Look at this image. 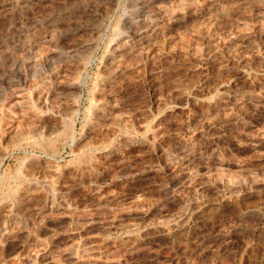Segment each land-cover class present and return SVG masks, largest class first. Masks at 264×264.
I'll return each instance as SVG.
<instances>
[{
    "label": "rangeland",
    "instance_id": "obj_1",
    "mask_svg": "<svg viewBox=\"0 0 264 264\" xmlns=\"http://www.w3.org/2000/svg\"><path fill=\"white\" fill-rule=\"evenodd\" d=\"M135 1L0 0V264H264V0Z\"/></svg>",
    "mask_w": 264,
    "mask_h": 264
},
{
    "label": "bare ground",
    "instance_id": "obj_2",
    "mask_svg": "<svg viewBox=\"0 0 264 264\" xmlns=\"http://www.w3.org/2000/svg\"><path fill=\"white\" fill-rule=\"evenodd\" d=\"M130 1V0H129ZM144 1H146V0H144ZM236 1H238V3H240V2H242V1H253V0H236ZM132 2V1H131ZM150 2V1H149ZM145 2H143V0H136L135 1V4H133V9H132V13L131 14H129L125 19H124V25H128L129 24V27L130 28H128V30H127V32H126V35H130V34H132L131 32H132V30H131V26H136V24L138 25V23H140V22H145L146 21V19H144V16H145V8H146V6L145 5H147V4H144ZM147 3H148V1H147ZM151 3V2H150ZM243 3V2H242ZM32 4V3H31ZM132 4V3H131ZM64 10V9H63ZM181 14V13H180ZM162 15H163V13H162ZM157 16L156 18H154L150 23L153 25V26H158V28H162V26H165L164 25V23H165V20H167V19H165V15H163V16ZM172 15V14H171ZM169 18V17H168ZM173 19H175V18H173ZM179 19V18H178ZM176 20V19H175ZM168 21V20H167ZM174 22L175 21H173L172 22V25L174 24ZM181 22V21H180ZM141 24V23H140ZM139 24V25H140ZM143 25H145L144 23H142V26ZM170 26V25H169ZM177 26V25H176ZM218 26V25H217ZM174 27H175V24H174ZM179 27V26H178ZM215 27V26H214ZM157 28V27H156ZM157 28V29H158ZM160 28V29H161ZM165 28V27H164ZM176 28V27H175ZM215 28H217V30H218V27H215ZM133 29V28H132ZM167 29V28H166ZM170 29H171V27H170ZM131 30V31H130ZM216 30V31H217ZM134 31V30H133ZM140 36H142L140 39H138V41H137V45H141L142 47H143V45H149L150 44V42H149V40H147V38H145V37H143V35H141V34H139ZM123 36V35H122ZM121 36V37H122ZM139 37V36H138ZM42 39V38H41ZM153 41L151 42V44L152 45H155L156 43H155V41L157 40L156 39V37H153V39H152ZM151 45V46H152ZM138 47V46H137ZM124 48V47H123ZM139 48V47H138ZM155 48V47H154ZM124 56H125V54L124 53H122ZM123 55H120L121 57H123ZM120 57V58H121ZM90 58V57H89ZM206 60V59H205ZM20 62V61H19ZM204 62V61H203ZM202 63V62H201ZM18 65V64H17ZM22 65V64H21ZM20 65V66H21ZM200 65H202V64H200ZM206 65V64H205ZM20 68V67H19ZM22 68V67H21ZM201 68H204V67H201ZM17 70V69H16ZM23 70V69H22ZM69 70V69H68ZM204 70H206V69H204ZM20 71V70H19ZM15 73V72H14ZM16 74H17V71H16ZM21 74V73H20ZM26 74V73H25ZM23 75H24V73H23ZM20 77V76H19ZM19 77L17 78V79H19ZM10 78V77H9ZM4 79V78H3ZM5 79H6V77H5ZM0 80H2V79H0ZM233 125V124H232ZM204 126V125H203ZM198 130V129H197ZM202 130H205V127H204V129H202ZM201 130V131H202ZM211 130V129H210ZM205 131H207V129L205 130ZM205 131H204V133H205ZM199 132V131H198ZM211 132V131H210ZM209 132V133H210ZM214 132V131H213ZM201 133V132H200ZM207 133V132H206ZM205 133V134H206ZM198 134V133H197ZM212 134V133H211ZM204 137V136H203ZM207 137V136H206ZM202 139V138H201ZM205 139V138H204ZM196 147V146H195ZM172 156V155H171ZM170 156V157H171ZM195 157H197L196 156V151H195V149H194V146H192V148H184L183 150H182V153L177 157V159L174 161V159L173 160H171V161H173V162H169L168 163V165L167 166H169L168 167V170H170V169H172V168H176V167H181V166H187V165H189V164H192L193 163V161L195 160ZM198 158V157H197ZM167 162V161H166ZM162 165V164H161ZM166 165V164H165ZM165 169H166V166H165ZM160 170V169H159ZM172 171V170H171ZM179 172V171H178ZM174 174V173H173ZM178 174V173H177ZM176 174V175H177ZM167 179V178H166ZM165 179V180H166ZM171 179V178H170ZM169 179V180H170ZM173 180V178L170 180V183L165 187V189L166 188H169V187H171V183L173 182L172 181ZM238 182V181H237ZM214 188H215V192H214V195L216 194L217 196H219V197H233L234 195H235V193H236V190L237 189H239V188H241V186L239 185V184H235V183H225V184H223L222 186H218L217 188L214 186ZM167 190V189H166ZM239 191V190H238ZM237 191V192H238ZM168 195H170V194H168ZM197 196V195H196ZM53 202H54V199H53ZM194 203V200H174V198L172 199V198H167V200L164 202V205H163V209H162V212H160L159 213V215L157 216V218L156 219H154L155 221H154V224L153 225H155V228H161V227H164V228H173V227H176L177 228V230H178V232H180L181 233V235H184V234H186L187 232H188V228L187 227H185L184 225H183V222L188 218V216H189V214H190V212H191V209L193 208V204ZM181 205H182V207H181ZM181 207V210L180 211H176V209L178 208H180ZM37 208V207H36ZM129 209V208H128ZM127 210V209H126ZM174 210H175V212H176V214L175 215H173V217L172 218H169V219H167V220H169V221H167V220H164L165 218H163V217H165V212L166 213H170V212H174ZM31 211V210H30ZM161 211V210H160ZM127 211H124V212H122L121 211V213H126ZM129 212V211H128ZM137 212V211H136ZM23 213V212H22ZM130 213V212H129ZM32 214H34V213H32ZM128 214V213H127ZM131 214V213H130ZM157 214V213H156ZM116 215V214H115ZM129 215V214H128ZM164 215V216H163ZM23 216H25V215H23ZM29 216H30V214H29ZM29 216L27 215V216H25V217H18L17 218V222H18V224H20L21 225V227L22 228H20V229H24V227H25V225H26V221H27V219L29 218ZM32 216V215H31ZM34 216V215H33ZM169 216V215H168ZM172 216V215H171ZM26 217H27V219H26ZM71 217V216H70ZM117 217H118V215H117ZM128 217V216H127ZM147 216L145 215V216H143L142 218H140V220H138L136 223H134V224H131V225H129V226H127V225H124L123 226V224H118V226H116V228L114 229L113 227V230H114V233H112V231H110L108 228L106 229V231H108V233H112V235L114 236H118V238H120V239H122V240H124V238H127V237H129V236H131V235H134L135 233H137L138 231H139V228L142 226V225H144V223L146 222V220H147V218H146ZM31 218V217H30ZM113 218V217H112ZM115 218H116V216H115ZM124 218H125V214H124ZM116 219H118V218H116ZM115 219V220H116ZM123 219V218H122ZM122 219H121V221H122ZM90 221V220H89ZM88 221V222H89ZM97 221V220H96ZM119 221V220H118ZM121 221H119V222H121ZM127 221H129V220H127ZM134 222H135V220H134ZM86 223V222H85ZM97 223V222H96ZM126 223V222H125ZM185 223V222H184ZM91 224V223H90ZM93 224V223H92ZM91 224V225H92ZM96 225V224H95ZM95 225H93V227L95 226ZM115 226V225H114ZM96 227V226H95ZM100 227V226H99ZM148 227V226H147ZM110 228V227H109ZM111 228V229H112ZM143 227H141V229H142ZM200 228V227H199ZM105 229V228H104ZM187 230V231H186ZM193 230V229H192ZM106 231H105V233H106ZM98 232V231H97ZM99 235H100V232H99ZM103 235V234H102ZM192 235V234H191ZM195 235V234H194ZM197 235V234H196ZM101 236V235H100ZM115 236H114V238H115ZM18 237H16V239H17ZM103 238V237H102ZM105 238V237H104ZM103 238V239H104ZM111 238H112V236H111ZM117 238V239H118ZM15 240V239H14ZM11 241V240H10ZM107 241V240H106ZM110 241V239H108V242Z\"/></svg>",
    "mask_w": 264,
    "mask_h": 264
}]
</instances>
